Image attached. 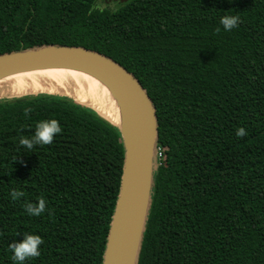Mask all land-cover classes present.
<instances>
[{"label":"trees","instance_id":"1","mask_svg":"<svg viewBox=\"0 0 264 264\" xmlns=\"http://www.w3.org/2000/svg\"><path fill=\"white\" fill-rule=\"evenodd\" d=\"M113 4L0 0V54L82 46L146 90L160 156L137 264H264V0ZM224 15L240 18L231 31ZM44 119L61 125L53 142L21 146ZM123 158L119 128L89 106L0 97V264H14L8 245L27 234L43 243L25 264H102ZM40 198L45 212L28 215Z\"/></svg>","mask_w":264,"mask_h":264},{"label":"water","instance_id":"2","mask_svg":"<svg viewBox=\"0 0 264 264\" xmlns=\"http://www.w3.org/2000/svg\"><path fill=\"white\" fill-rule=\"evenodd\" d=\"M47 67H71L91 72L104 79L119 98L122 123L117 125L109 121L119 128L124 158L102 264H137L150 205L152 175L156 167L155 106L131 72L95 50L75 45L49 44L0 54V77Z\"/></svg>","mask_w":264,"mask_h":264},{"label":"bare ground","instance_id":"3","mask_svg":"<svg viewBox=\"0 0 264 264\" xmlns=\"http://www.w3.org/2000/svg\"><path fill=\"white\" fill-rule=\"evenodd\" d=\"M47 92L66 95L88 105L114 124L122 123L118 96L101 77L77 68L47 67L0 77V97Z\"/></svg>","mask_w":264,"mask_h":264},{"label":"clouds","instance_id":"4","mask_svg":"<svg viewBox=\"0 0 264 264\" xmlns=\"http://www.w3.org/2000/svg\"><path fill=\"white\" fill-rule=\"evenodd\" d=\"M238 15H224L220 18V24L224 31H231L239 23ZM219 31V28L217 29ZM30 111L29 109L25 110ZM62 131L61 125L56 119H44L37 122L34 134L31 138L21 136L19 144L24 148L31 150L36 145H48L53 142L54 137ZM247 134L244 127L236 129L237 137H244ZM12 199H18L24 195L23 191L13 189L10 192ZM46 209V201L40 198L36 204L29 202L24 205L25 212L30 216H40ZM43 243L42 237L36 234L23 235L20 241H13L8 245L12 253L11 259L14 264H25L30 258L40 256V245Z\"/></svg>","mask_w":264,"mask_h":264},{"label":"flooded vegetation","instance_id":"5","mask_svg":"<svg viewBox=\"0 0 264 264\" xmlns=\"http://www.w3.org/2000/svg\"><path fill=\"white\" fill-rule=\"evenodd\" d=\"M106 3L110 4L111 3H121V0H104Z\"/></svg>","mask_w":264,"mask_h":264},{"label":"built area","instance_id":"6","mask_svg":"<svg viewBox=\"0 0 264 264\" xmlns=\"http://www.w3.org/2000/svg\"><path fill=\"white\" fill-rule=\"evenodd\" d=\"M156 155H157V157L160 156V150L158 147H157Z\"/></svg>","mask_w":264,"mask_h":264},{"label":"rangeland","instance_id":"7","mask_svg":"<svg viewBox=\"0 0 264 264\" xmlns=\"http://www.w3.org/2000/svg\"><path fill=\"white\" fill-rule=\"evenodd\" d=\"M111 5H114L113 3L109 2Z\"/></svg>","mask_w":264,"mask_h":264}]
</instances>
